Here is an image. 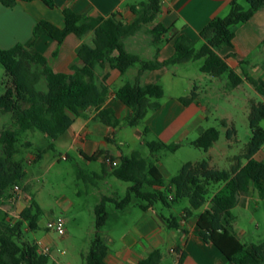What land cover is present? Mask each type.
I'll return each mask as SVG.
<instances>
[{
	"label": "trees",
	"instance_id": "obj_1",
	"mask_svg": "<svg viewBox=\"0 0 264 264\" xmlns=\"http://www.w3.org/2000/svg\"><path fill=\"white\" fill-rule=\"evenodd\" d=\"M36 1L43 2L50 9H57L53 0H0V4L13 8L19 3ZM162 1L148 0L132 6L131 11L136 19L130 24L118 20L114 14L107 18H87L69 8L62 10L63 27L45 19L39 20L33 31L34 41L45 35L62 44L70 35L83 39L93 33V44L84 43L77 49V56L83 65L73 67L69 74L55 72L43 55L33 53L31 48L34 41L28 46L18 44L8 50L0 48V64L6 71L5 93L0 94V113L10 115L12 120V126L4 128L0 134V264H50V255L41 253L37 242L25 239L26 233L39 228L42 209L37 202L31 200L16 219H9V215L1 209L4 200L15 198V186L23 187L26 192L28 190L25 160L17 159V155L21 154L23 134L40 132L49 139L48 147L38 150L36 154V160H40L46 153L55 150L56 141L68 132L74 118L86 110L95 109V119L104 125L113 128L121 125L113 110H101L109 97V88L99 81L98 68L109 63L125 75L130 68L140 65L135 81L126 83L116 92V98L131 110L125 120V126L128 127L140 125L150 112L161 108L164 88L159 84L142 86L141 78L145 72L164 67L204 60L201 72L213 78L228 75L229 91L236 90L246 81L264 99L263 79H255L250 75L241 77L218 54L223 47L233 46L235 27L248 23L264 8V0H232L227 16L212 20L201 30L202 47L196 48L195 42L181 35L175 42V53L169 60L145 61L129 53L124 41L144 27L153 26L151 34L154 45L159 46L164 42L163 36L168 33V29L157 22ZM197 99L198 94L193 91L180 101L190 105ZM263 121L264 100L252 106L249 115L251 140L244 153L233 159L229 170L212 168L208 160L188 162L176 176L167 181L158 168V154L162 151L176 152L181 147L180 143L152 141L147 143L150 158H144L139 151L121 157L118 165L112 167L111 175L131 183V186L125 198L103 197L95 207L97 233L85 255L86 264H105L109 248L100 232L109 220L107 204H115L122 212L133 206L135 198L145 202L141 205L145 211L157 203L171 207L172 203L187 199L190 207L184 210L182 218L186 220L204 209L196 215L199 235L206 243L213 244L226 257L228 264H264V243L243 244L228 229L232 210L241 204V198L249 194L251 189L264 200V161L254 158L264 147ZM222 124L227 126L226 121H222ZM235 134L234 128L227 130L228 139H232ZM220 136L217 128H209L192 145L208 152ZM27 146L31 144L27 143ZM99 156L109 157L103 153H99ZM80 176L88 181L99 178L87 177L83 173ZM166 222L170 229L180 226L176 217H169ZM139 264H163V254L155 250ZM179 264H182V258Z\"/></svg>",
	"mask_w": 264,
	"mask_h": 264
},
{
	"label": "crops",
	"instance_id": "obj_2",
	"mask_svg": "<svg viewBox=\"0 0 264 264\" xmlns=\"http://www.w3.org/2000/svg\"><path fill=\"white\" fill-rule=\"evenodd\" d=\"M53 1L57 9H50L41 1L19 3L13 8H7L0 4V48L8 50L18 44L28 46L34 41L33 31L39 20L45 19L63 27L62 10L65 8L87 18H107L114 14L118 20L130 24L136 19L131 7L140 4L134 0ZM231 1L163 0L157 22L162 23L168 29V33L163 36L164 42L159 46L154 45L151 34L153 26H146L124 41L125 48L129 53L138 55L145 61L157 59L159 62L167 61L174 55L175 42L181 35L188 36L195 42L196 48H200L204 45L200 38L201 30L212 20L227 16ZM93 38V33H89L83 39L70 35L62 44H58L44 35L34 41L31 51L43 55L55 72L69 74L73 67L83 65L77 56V49L84 43L92 45ZM198 45L200 46L198 47ZM218 54L226 60L230 69L241 77L250 75L255 79L264 80V8L259 10L248 23L236 26L233 46L223 47L218 51ZM252 58L257 59L254 65L249 61ZM188 64L190 63L164 67L143 74L141 85L159 84L164 88L165 96L161 100L159 110L150 112L140 125L130 127L134 129V134L138 138H143V136L146 138L147 135L152 134L155 138L152 141L181 144V137L198 128V124L203 119V107L200 102L198 87L194 86L191 91V93L195 91L198 94V99L190 105H184L180 101L184 96L172 94L168 97L167 86H165L166 81V83L171 84V89H173L175 80L181 75H185L183 74L185 69L181 68H187L179 66ZM139 70L140 65H136L130 68L125 75H122L109 63L97 69L99 81L109 88V97L101 110H113L116 118L121 122L119 127L113 128L102 124L95 119L97 111L89 109L75 117L68 132L55 143L56 147L60 146L68 149V151H74L87 164L93 162L101 164L103 166L102 173L92 172L93 176L99 177L96 180L108 183L107 177L111 175L112 170V167L105 162V157H100L99 153L107 154L112 158H110L112 161L119 163L121 157L130 156L134 151H138L136 149L130 150L131 152L126 154L120 147V145L129 147L128 142L121 140L119 129L125 126V120L130 116L131 110L116 98V92L126 83L134 82ZM203 76L209 80L213 78L207 74ZM244 86H250L251 90L255 91L246 81L237 89ZM10 118L8 114L0 113V134L4 128L12 126L9 122ZM228 127L227 123L225 128L228 129ZM204 131L199 130V137ZM22 137L28 139L26 143L31 144V150H43L49 145V139L39 132H27ZM232 139L228 140L231 141ZM152 141L144 140L143 144L147 146V143ZM214 146L206 152L212 168L216 167V161L212 156ZM263 152L264 147L254 158L258 161H264ZM31 155L32 153H29V156ZM142 156L148 159L151 154L148 157L143 154ZM91 158L94 160H90ZM196 162L192 161V163ZM158 168L165 179L169 181L170 179L168 180L165 176V170L160 162ZM179 169L181 170V168ZM21 190L22 193L18 194L19 197L15 203L19 209L18 216L10 212V200H4V204L1 206V209L9 215V219H16L30 205L29 193L23 187ZM118 195L114 188H111L108 194H99V202L95 204V207L103 197L121 199ZM141 205L138 209L131 207L122 212L114 211L112 213L116 221L114 233L108 230L100 232L109 248L105 264H139L155 250L162 252L163 264H179L181 258L182 264H228L226 257L213 244L206 243L199 235L196 215L204 209L186 220L181 215L179 228L170 229L166 222L169 217L158 210L156 205L146 211L141 208ZM89 233L91 237L96 236L95 224L94 228H90ZM62 237L70 238L71 233L66 229V234ZM36 242L39 244V250L45 247L50 248L52 246L51 233L49 232L48 235ZM163 249L166 250V253ZM171 249H175L176 252L172 253ZM57 263L60 264L58 261Z\"/></svg>",
	"mask_w": 264,
	"mask_h": 264
},
{
	"label": "rangeland",
	"instance_id": "obj_3",
	"mask_svg": "<svg viewBox=\"0 0 264 264\" xmlns=\"http://www.w3.org/2000/svg\"><path fill=\"white\" fill-rule=\"evenodd\" d=\"M134 1L142 3L148 0ZM245 7H247L246 4ZM249 61L254 65L257 59L252 58ZM203 64L204 60H198L179 66L187 68H181L185 69L183 70L185 75L175 80L173 89H171V84L165 81L168 97L172 94L187 97L194 86L198 87L203 107V119L195 131L180 138L181 147L176 152L162 151L158 154L160 165L164 168L168 180L176 176L179 168H182L184 164L208 160L209 156L206 152L194 147L192 142L199 137V130L209 128H217L221 133L219 142L212 150V156L216 161L214 168L229 170L233 159L244 153L246 145L251 140L252 133L249 125L251 108L254 104L263 101V98L251 90L250 86L229 91L227 89L228 75L212 78V80L205 78L201 72ZM5 80L6 71L0 64V94L5 93ZM224 120L228 123V129L234 128L236 131L231 141L227 138L228 129L222 124ZM9 122L12 124L11 118ZM261 127L264 128V121ZM119 131L121 140L129 144V147L120 145L126 154L136 149L145 157L150 156V150L143 142L144 140H155L152 134L147 135L146 138L144 136L138 138L134 134V129L126 126L120 128ZM27 140L21 137V154L17 155V159L25 160L27 193L31 200L37 202L42 209V216L39 219L38 230L26 233L25 239L34 243L50 232L52 237V246L49 248L50 264H58L57 261L60 264H86L85 255L90 250L91 240L95 238V236H90L89 230L94 228L93 208L99 202V194H108L111 188H114L118 196L123 199L127 196L131 183L120 181L112 175L107 177L108 183L101 180L88 181L80 176V173L93 177L92 172L102 173L103 166L95 162L87 164L74 151H68L60 146L46 153L42 159L36 160L38 149L31 150V146H27ZM31 140L33 141V138ZM29 153L32 155L29 156ZM63 157L67 159L64 160ZM262 158H264V152ZM168 173L170 175H167ZM20 193L22 190L15 195L16 199L9 201L10 212L16 216L19 214V209L15 203ZM141 204L145 202L135 198L132 208L138 209ZM156 207L165 216L179 219L184 210L190 207V203L187 199H182L172 203L171 207H166L162 203H157ZM106 210L109 220L102 231L108 230L114 233L116 221L112 213L119 210L113 203H108ZM58 218L65 221V228L71 233L70 238H63L47 229L48 222ZM228 229L243 244L264 243V200L257 192L252 190L241 198V204L232 210V220ZM163 251L166 253V250L163 249Z\"/></svg>",
	"mask_w": 264,
	"mask_h": 264
},
{
	"label": "built area",
	"instance_id": "obj_4",
	"mask_svg": "<svg viewBox=\"0 0 264 264\" xmlns=\"http://www.w3.org/2000/svg\"><path fill=\"white\" fill-rule=\"evenodd\" d=\"M63 159L66 160L67 157H63ZM104 160L111 167H116L118 165L117 162L112 161L110 158H105ZM20 191H21V188L19 186H15L13 188V192L16 194L19 193ZM47 229L49 231H53V232L59 234L60 236H64L66 234L65 221L61 218L52 220V221L48 222ZM40 252L43 254H49L50 255V249L48 247L42 248L40 250ZM171 252L175 253L176 250L171 249Z\"/></svg>",
	"mask_w": 264,
	"mask_h": 264
}]
</instances>
